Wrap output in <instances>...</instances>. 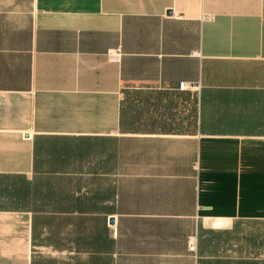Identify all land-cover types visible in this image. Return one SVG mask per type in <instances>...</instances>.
I'll use <instances>...</instances> for the list:
<instances>
[{"label": "crops", "instance_id": "0c3cea01", "mask_svg": "<svg viewBox=\"0 0 264 264\" xmlns=\"http://www.w3.org/2000/svg\"><path fill=\"white\" fill-rule=\"evenodd\" d=\"M0 264H264V0H0Z\"/></svg>", "mask_w": 264, "mask_h": 264}, {"label": "built area", "instance_id": "2783aa9c", "mask_svg": "<svg viewBox=\"0 0 264 264\" xmlns=\"http://www.w3.org/2000/svg\"><path fill=\"white\" fill-rule=\"evenodd\" d=\"M190 88H191V85L186 80L181 81L180 84H179V89L180 90H187V89H190ZM191 249H193V250L195 249V244H193L191 246Z\"/></svg>", "mask_w": 264, "mask_h": 264}]
</instances>
